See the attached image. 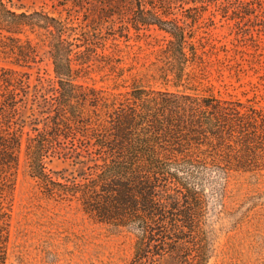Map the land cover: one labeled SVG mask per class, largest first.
<instances>
[{"label": "trees", "instance_id": "trees-1", "mask_svg": "<svg viewBox=\"0 0 264 264\" xmlns=\"http://www.w3.org/2000/svg\"><path fill=\"white\" fill-rule=\"evenodd\" d=\"M263 5L63 0V17L0 0V57L33 67L42 62V45L55 72L50 96L42 78L32 93L28 73L0 66V264H7L10 237L4 200L16 185L28 123L29 174L46 198L76 201L92 219L132 236L131 264L167 258L208 264L209 218L214 209H228L229 174L264 171V106L216 94L214 84H205L209 61L193 23L212 6L240 22ZM109 14L119 16L122 28L157 26L170 35L160 74L164 88L133 84L130 91L107 93L80 81L93 61L107 55ZM81 16L83 23L76 22ZM56 156L73 160L77 174L50 169L48 160Z\"/></svg>", "mask_w": 264, "mask_h": 264}, {"label": "rangeland", "instance_id": "rangeland-1", "mask_svg": "<svg viewBox=\"0 0 264 264\" xmlns=\"http://www.w3.org/2000/svg\"><path fill=\"white\" fill-rule=\"evenodd\" d=\"M7 1L25 10L44 8L68 16L66 11L60 13L62 9L58 5L63 0ZM215 10L212 6L193 23L195 41L204 44L205 58L209 61L205 84H214L216 94L250 99L264 106V5L257 7L256 15H245L240 22L225 19ZM109 16L105 21L109 29L106 27L103 41L107 55L93 61L90 71L80 81L107 93L130 91L133 84L164 88L160 74L166 65L163 49L170 35L157 26L128 30L120 27L124 23L119 16ZM178 16L182 17L180 11ZM83 18L76 22L83 23ZM182 19L185 20L184 16ZM111 27L115 30H110ZM38 49L42 56L39 65L23 67L0 57V66L28 73L32 93L36 85L41 87L42 78L43 91L51 96L54 65L47 48L40 45ZM32 127L30 123L24 127L16 185L4 200L9 214L5 223L10 235L7 264H131L132 236L92 219L76 201L59 202L43 195L29 174L25 152L27 132L32 134ZM48 166L55 171L65 170L67 174H77L79 168L73 160L59 156L48 160ZM229 175L228 209L224 213L214 209L209 218L212 252L208 264H264V171ZM160 264L180 263L167 258Z\"/></svg>", "mask_w": 264, "mask_h": 264}]
</instances>
